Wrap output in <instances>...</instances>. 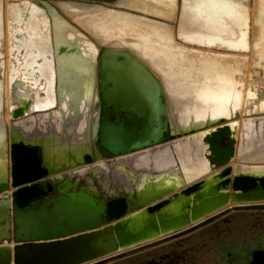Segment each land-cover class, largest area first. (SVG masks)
Instances as JSON below:
<instances>
[{"label": "bare ground", "instance_id": "6f19581e", "mask_svg": "<svg viewBox=\"0 0 264 264\" xmlns=\"http://www.w3.org/2000/svg\"><path fill=\"white\" fill-rule=\"evenodd\" d=\"M112 1L59 2L80 27L81 8L94 12L86 19L85 33L52 9L44 14L42 2L0 3V182L6 179L10 140L38 144L44 164L55 172L92 166L105 170L107 177L109 168L96 147L101 118L104 131L120 129L141 143L169 137L166 143L117 159L136 172L166 173L180 165L188 176L194 174L205 163L200 134L228 122L238 125L233 168L261 170L264 85L246 79L250 73L264 76V0H258L262 15L252 21L242 0ZM104 25L127 26L136 41L158 45L173 40L216 52V58L197 55L187 69L224 75L166 82L139 61L142 45L127 51L120 44L108 46L111 38H104ZM98 45L104 48L101 54ZM234 55L244 58L220 57ZM83 57L84 77L79 79L74 74H79ZM250 58L256 64L249 71ZM26 101H31L29 110L12 119L11 112ZM85 155L95 162L84 165ZM115 168L113 180L127 182Z\"/></svg>", "mask_w": 264, "mask_h": 264}, {"label": "water", "instance_id": "95a60500", "mask_svg": "<svg viewBox=\"0 0 264 264\" xmlns=\"http://www.w3.org/2000/svg\"><path fill=\"white\" fill-rule=\"evenodd\" d=\"M31 101L11 112L22 117ZM96 147L109 168L55 172L38 144L9 141L6 179L0 182V264H101L130 249L196 228L230 210H264V167L233 168L238 125L200 134L204 165L188 176L176 170L136 172L122 156L169 141L104 131ZM90 155L84 165H92ZM128 178H112L111 169ZM250 264H264V250Z\"/></svg>", "mask_w": 264, "mask_h": 264}, {"label": "flooded vegetation", "instance_id": "af4514ba", "mask_svg": "<svg viewBox=\"0 0 264 264\" xmlns=\"http://www.w3.org/2000/svg\"><path fill=\"white\" fill-rule=\"evenodd\" d=\"M262 250L264 210H230L101 264H250Z\"/></svg>", "mask_w": 264, "mask_h": 264}, {"label": "crops", "instance_id": "0c3cea01", "mask_svg": "<svg viewBox=\"0 0 264 264\" xmlns=\"http://www.w3.org/2000/svg\"><path fill=\"white\" fill-rule=\"evenodd\" d=\"M81 27H83L85 30L84 25ZM111 31H113V32H111ZM103 36L106 39L111 38L110 40L108 39L109 40V42H107V45L109 44L108 46H113V45L118 46V44H120L122 47L126 48V51L128 50L127 49L128 47L136 48L137 46L142 45L144 50H145L144 55L141 56L142 57L141 60H139V59L138 60L140 62H142L144 65H146L145 68L149 72H151L155 76H158L160 79H163L164 81L172 83V84H178V83H180L183 80L188 79V78L207 77L210 75L216 76L215 73H219L216 71H220V70H215V71H211V72H204V71H199L197 68H194V67H191L192 71H191V69H187V66L189 65V63L193 59H195V57L197 55H200V56L205 57V58L206 57L214 58L216 55H218L216 52H213L211 50H202L201 51L200 49L198 50L197 48H186L185 46H182V44L177 43L176 41L174 42L173 40H172V42H169L168 40L160 41L161 44H158V45L155 42L154 43L151 42V40L136 41L137 39L136 40H135V38L133 39V35H132L131 31L129 30V28H127V26H120V27L114 28V27H109L107 25H104ZM174 43H175V45H174ZM153 45H155V46H153ZM220 57H228L226 59L239 58V60H243V58H244L241 55L220 56ZM80 61H81L80 72H79V74H74V76L76 78H77V76H79V79H82L84 77V57H83V60L81 59ZM69 62L71 64V62H73V60L70 59ZM82 62H83V65H82ZM166 64H168V65H166ZM76 68H77V66H76ZM228 73L230 75H237L236 73H233V72H228ZM219 74L224 75L223 71H221ZM64 75L69 76L72 74L66 72V74H64ZM54 76H57V75L54 74ZM72 90L73 89H67L66 93H77L76 90H73V91ZM84 93L85 92L83 91L81 93V95L82 94L84 95Z\"/></svg>", "mask_w": 264, "mask_h": 264}, {"label": "rangeland", "instance_id": "374dc122", "mask_svg": "<svg viewBox=\"0 0 264 264\" xmlns=\"http://www.w3.org/2000/svg\"><path fill=\"white\" fill-rule=\"evenodd\" d=\"M25 1H31V2H34V3H37V2H42L43 3V7L41 9V11L44 13V14H48L49 13V9H52L54 11L57 12V14L63 18L64 20L68 21L71 23V25L75 26L76 28H78L82 33H85L84 32V28L83 27H80V25H78L76 23V21L72 20L71 18H69L64 12L63 10L61 9V6H59V2L61 0H0V3H2L3 5L6 4V5H9V6H13L15 4H19V3H24ZM119 0H113L112 2H117ZM246 5H247V8H248V13H249V17H250V20L252 21L253 19V16H261L262 15V5H260V3L258 2V0H242ZM257 2V3H256ZM58 3V4H57ZM258 4V6L256 5ZM257 6V7H256ZM256 7V8H255ZM83 11L81 18H83L82 22L84 24V26H87L86 25V19H88V17H92L94 12H92L91 10H89L90 8H81ZM71 19V20H70ZM252 25V23H251ZM98 49L100 50L99 51V54H101L104 50L103 46H99L98 45ZM248 56L252 57L251 55L247 54ZM252 61V58H250L249 60V71L251 69V65L252 64H256L255 62H251ZM250 73V72H249ZM250 80L252 81H258L259 84H262L264 85V76L261 75H255L254 73H250V76L249 78L246 79V83H248ZM245 234H250L248 233L247 231H244L241 233V235H245Z\"/></svg>", "mask_w": 264, "mask_h": 264}]
</instances>
